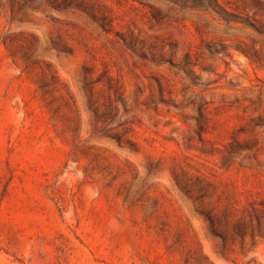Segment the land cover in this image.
I'll return each instance as SVG.
<instances>
[{"label": "rangeland", "instance_id": "1", "mask_svg": "<svg viewBox=\"0 0 264 264\" xmlns=\"http://www.w3.org/2000/svg\"><path fill=\"white\" fill-rule=\"evenodd\" d=\"M61 1L0 0V264H264V0Z\"/></svg>", "mask_w": 264, "mask_h": 264}, {"label": "trees", "instance_id": "2", "mask_svg": "<svg viewBox=\"0 0 264 264\" xmlns=\"http://www.w3.org/2000/svg\"><path fill=\"white\" fill-rule=\"evenodd\" d=\"M73 0H63V1H61V3H59V7L60 8H69V7H72L73 6ZM8 38V37H7ZM7 38H3L2 39V41L4 42V43H7V41H8V39ZM52 77H54L55 78V80L52 82V83H50V85H48L51 89H60L59 88V86H58V84H59V82H57V77H55V75L53 76L52 75ZM119 142H120V140H119ZM207 216V215H206ZM208 219L209 220H212L210 217H208Z\"/></svg>", "mask_w": 264, "mask_h": 264}]
</instances>
